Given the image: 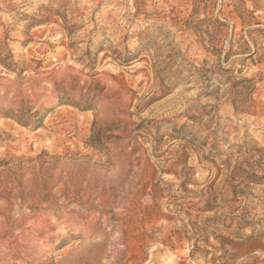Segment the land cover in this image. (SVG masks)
<instances>
[{"label": "rangeland", "instance_id": "1", "mask_svg": "<svg viewBox=\"0 0 264 264\" xmlns=\"http://www.w3.org/2000/svg\"><path fill=\"white\" fill-rule=\"evenodd\" d=\"M0 264H264V0H0Z\"/></svg>", "mask_w": 264, "mask_h": 264}]
</instances>
